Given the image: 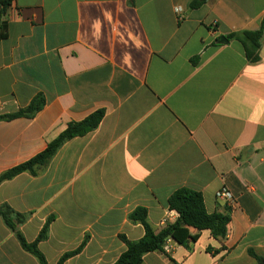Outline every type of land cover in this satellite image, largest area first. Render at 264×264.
<instances>
[{
    "label": "crops",
    "instance_id": "obj_1",
    "mask_svg": "<svg viewBox=\"0 0 264 264\" xmlns=\"http://www.w3.org/2000/svg\"><path fill=\"white\" fill-rule=\"evenodd\" d=\"M10 0L0 39V175L41 153L71 122L97 110L98 127L64 143L52 160L0 184V204L29 214L18 228L47 264H113L136 241L146 209L158 231L178 215L169 196L201 194L207 213L233 197L223 240L187 229L142 264H256L264 254V37L258 61L227 36L254 31L264 0ZM178 8L180 11L175 12ZM220 37L228 40L220 43ZM210 249V252L207 251ZM0 264H39L0 218Z\"/></svg>",
    "mask_w": 264,
    "mask_h": 264
},
{
    "label": "trees",
    "instance_id": "obj_2",
    "mask_svg": "<svg viewBox=\"0 0 264 264\" xmlns=\"http://www.w3.org/2000/svg\"><path fill=\"white\" fill-rule=\"evenodd\" d=\"M204 1L193 0L190 8H197ZM9 3L10 0H0V39H4L7 35L6 22L2 17ZM262 37H264V19H262L257 30L242 31L227 36L229 40H236L242 45L244 55L249 63L258 61V50ZM43 103V98L38 95L26 108L15 114L0 117V119H12L19 116L31 117L41 109ZM103 116L104 111L97 110L79 122L69 123L65 130L50 142L41 153L2 173L0 184L21 173L36 175V170L46 166L64 143L96 129ZM167 206L170 211H174L178 215L177 220L174 223L166 224L158 231H155L148 223L145 208L138 207L128 215V220L131 223L140 224L144 233L136 241H128L125 237H120L126 246V250L113 264H142L143 257L146 254L156 251L168 255L163 251V245L168 238L182 246H186L188 242H194V239L186 231L189 228L196 231H209L212 238L218 241L225 238L227 225L230 221L228 208H225L222 213L209 214L205 210L201 194L185 188L173 192L167 200ZM28 216L29 214L15 212L7 204H0V218L4 225L15 235L22 249L33 255L39 264H47L44 256L38 250L37 244L46 239L52 218L46 220L37 238L31 243H27L18 227L27 221ZM82 246L83 244L75 251L64 254L57 264H63L66 259L78 253ZM207 251L210 252V249L207 248ZM248 254L255 259L256 264H264V254L258 255L251 250L248 251Z\"/></svg>",
    "mask_w": 264,
    "mask_h": 264
},
{
    "label": "built area",
    "instance_id": "obj_3",
    "mask_svg": "<svg viewBox=\"0 0 264 264\" xmlns=\"http://www.w3.org/2000/svg\"><path fill=\"white\" fill-rule=\"evenodd\" d=\"M180 10L178 8L175 9V12L178 13ZM215 198L218 200H222L226 203L228 208H231V204L233 202V197L232 194L226 189V188H221L215 193ZM175 242L168 238L165 241V244L163 245V251L166 254H170L172 251V244Z\"/></svg>",
    "mask_w": 264,
    "mask_h": 264
},
{
    "label": "water",
    "instance_id": "obj_4",
    "mask_svg": "<svg viewBox=\"0 0 264 264\" xmlns=\"http://www.w3.org/2000/svg\"><path fill=\"white\" fill-rule=\"evenodd\" d=\"M219 42L220 43H227L228 40H226L224 37H220Z\"/></svg>",
    "mask_w": 264,
    "mask_h": 264
}]
</instances>
